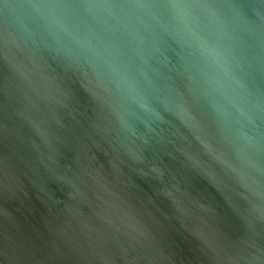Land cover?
<instances>
[{"label":"water","instance_id":"1","mask_svg":"<svg viewBox=\"0 0 264 264\" xmlns=\"http://www.w3.org/2000/svg\"><path fill=\"white\" fill-rule=\"evenodd\" d=\"M0 264H264V0H0Z\"/></svg>","mask_w":264,"mask_h":264}]
</instances>
